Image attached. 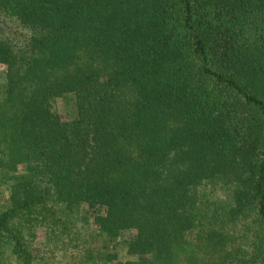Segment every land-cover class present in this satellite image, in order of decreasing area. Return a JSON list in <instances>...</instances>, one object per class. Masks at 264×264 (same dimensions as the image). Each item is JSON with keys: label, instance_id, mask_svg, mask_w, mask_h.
<instances>
[{"label": "trees", "instance_id": "16d2710c", "mask_svg": "<svg viewBox=\"0 0 264 264\" xmlns=\"http://www.w3.org/2000/svg\"><path fill=\"white\" fill-rule=\"evenodd\" d=\"M0 264H264V0H0Z\"/></svg>", "mask_w": 264, "mask_h": 264}, {"label": "rangeland", "instance_id": "374dc122", "mask_svg": "<svg viewBox=\"0 0 264 264\" xmlns=\"http://www.w3.org/2000/svg\"><path fill=\"white\" fill-rule=\"evenodd\" d=\"M53 109L55 111H57V112H62L63 111L61 103H55V104H53Z\"/></svg>", "mask_w": 264, "mask_h": 264}]
</instances>
